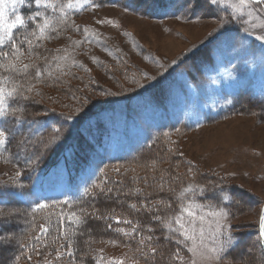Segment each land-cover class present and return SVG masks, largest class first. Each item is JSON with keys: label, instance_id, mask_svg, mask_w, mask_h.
I'll return each mask as SVG.
<instances>
[{"label": "trees", "instance_id": "obj_1", "mask_svg": "<svg viewBox=\"0 0 264 264\" xmlns=\"http://www.w3.org/2000/svg\"><path fill=\"white\" fill-rule=\"evenodd\" d=\"M93 1L102 6L118 5L129 9L131 13L153 20L177 17L185 11L182 0H149L147 4H145L146 0ZM204 3L207 6L206 0ZM143 5L146 7L141 9L140 7ZM193 10H195V6L191 8V11ZM207 10L210 8L206 7ZM33 11H35L34 0H28L17 10V13L26 18ZM48 15L52 14L49 12ZM65 19L68 21L69 15ZM67 31L66 27L59 29V33L66 32L68 34ZM23 33L24 30H19L16 35L19 39H23ZM58 35L50 37L54 38L53 42L62 39L63 36ZM46 49L36 48L34 51L52 59L56 52ZM211 62V48L210 45H206L200 48L196 54L182 60L175 71L174 69L170 70L164 77L154 81L151 86L128 91L126 94L115 93L100 85L98 81H93L92 85L89 84L90 79L87 77L86 71L76 68L67 69V74L58 81L45 79L37 83L35 92H38L39 95L31 93L29 94L30 99L27 101H10L14 107L24 108V118L15 127L11 122L12 118H9L7 126L13 129L14 135L6 147L7 153H1L0 159L6 158L9 164L16 167L20 175L16 176V182L9 178L0 179V212L4 214L0 216V225H2V233L14 234L18 243L0 247L7 252L2 264H9L10 259L17 255L21 256L19 264H32L37 261L36 259L43 258L46 254L55 256L61 245H64L68 250L67 241L60 236V216L72 212L79 214L80 208L90 209L92 204H95L101 213L109 214L111 209H115L117 216L125 214L134 222L139 221L142 226L153 227L155 230L153 244L148 247L147 251L151 252V249L156 247L158 252L164 253L163 258L159 254L156 256L155 264H180L179 261L169 259L171 253L178 250L186 264L188 254L184 245H177L175 240L166 241L161 233L167 234V229L163 228L159 222L151 220V216L157 213H130L128 203L135 202L139 197L121 195L118 199L124 203H115L117 200L115 196L112 199L103 196L94 199L92 195L85 194L84 189L88 188L91 192V185L94 183L107 184L108 187L124 192L129 191L130 188L140 187L145 190L146 195L150 194L149 199H164L170 203L172 209L166 211L177 212L182 202L177 199V188L190 181V174L196 173L197 177L200 175L194 170V167L184 164L174 152V143L171 138L194 129L193 122H181V119L179 121L176 116L169 115V108L175 103V92L184 94L183 85L176 80V77L178 73L186 72L188 82L196 85L203 79V70ZM107 66L108 69L102 65L95 69L98 72L102 70L101 72L112 77L115 75L117 65L109 64ZM234 96L232 104L213 115L203 117L201 121L210 125L231 116L254 112V107L261 106L257 103L258 98L249 92H238ZM56 103L58 106H55ZM146 106L149 109L144 112L142 108ZM261 110L263 112L264 107L261 106ZM118 121L128 123L123 126L125 132H122L124 139L128 138L127 142L122 140L116 149H110L107 153L101 154V148H104L103 141L108 142V139H116ZM55 129L61 131L57 133ZM136 129L139 131L134 132ZM54 138L55 142L50 143ZM22 139L26 146L27 142L33 141L34 145L40 143L47 147L44 146L42 150L38 151L39 156L35 155L33 147L31 148L34 151L31 149L27 153V148L17 146ZM133 139L134 142H132ZM3 156L4 158H2ZM189 167H191L192 173L188 171ZM58 168L66 169L70 181L83 180L82 187H77L76 183L71 184V188H73L71 192L72 190L74 192L70 197L56 194V192H42L39 183H37L42 177H46L47 174ZM86 171L87 174H85ZM161 177L167 181L163 192H159L157 189ZM174 178L178 179L174 180ZM145 181L151 187H146ZM199 184L204 185L203 183ZM169 187L175 188L176 194L169 192ZM79 188L80 190H78ZM211 189V193L214 194L220 193V190L223 189L224 192H229L235 201V195L228 190L227 185L218 184ZM63 201H68V203H62ZM215 202L217 204L218 201ZM38 204H44L46 208L39 209L37 208ZM55 207H61L64 210L62 213L54 215L52 211ZM34 208L35 212H33ZM235 209L232 207V210ZM8 212L15 215L8 217ZM159 214L165 215V212ZM9 219L12 221L11 224L7 223ZM85 219L86 224L75 226L69 225L65 217L63 231H75L76 235L71 237L74 255L68 257L62 254L61 259H66L71 264H102L101 257L103 258V256L100 250L114 245L112 241H115L114 246L120 250V257L124 264H135L137 260L140 261V264H145L142 253L137 252L136 249L141 236H147L150 233L142 230L133 239L107 229L106 224L112 223V221L96 220L94 217ZM96 223L101 229L96 228ZM42 224H47L49 227L47 236L41 235L39 231ZM113 226L114 228L124 227L125 230L130 229L129 225L117 226L114 224ZM81 232L84 234L81 235ZM37 236H40V239H35ZM20 244L26 246L21 248ZM258 247L261 255V248L259 245ZM29 256L31 259L28 258ZM148 264H153V261L149 260Z\"/></svg>", "mask_w": 264, "mask_h": 264}, {"label": "rangeland", "instance_id": "obj_2", "mask_svg": "<svg viewBox=\"0 0 264 264\" xmlns=\"http://www.w3.org/2000/svg\"><path fill=\"white\" fill-rule=\"evenodd\" d=\"M204 1L197 0L198 6L191 11L193 5L182 0L185 6L183 14L153 20L131 13L129 9L118 5L102 6L89 0L91 7L79 12L70 11L67 24L57 25L58 29L66 27L68 34L59 33V30L49 32L46 39L38 42V48H47L56 52L55 56L66 57L63 62L68 70L76 68L86 71L89 84L98 81L115 93L126 94L128 91L151 86L170 70L175 71L182 60L210 45L212 62L204 68L203 79L194 85L188 82L186 72L178 73L176 80L182 83L184 94L175 92V103L169 108V115L176 116L181 122L194 123L193 130L171 139L178 158L184 164L194 167L200 177H203L200 179L196 173L193 175L191 172L190 181L177 188V193L189 185L194 190L199 187L205 189L201 195H196L195 192L190 194V200L181 204L185 207L189 202L201 205L202 207L192 211L197 218L204 215L206 222L203 227L209 229L213 217L207 213L219 210L211 207L217 201L214 193H211V187L227 185L228 190L235 195V201L229 192H225L230 200L221 203L220 207L229 216L227 221L221 223L231 234L234 244L221 261H202L199 256L189 253L184 245L188 254L186 264H192L193 261L195 264H260L257 225L264 203V110H261V106L264 107V41L257 40L256 37L264 34V28H253L252 25L264 23V16L254 12L259 19L244 23L249 19L246 11L241 17L232 8L210 6L208 3L206 6ZM228 2L234 4L238 0H222V3ZM147 3L149 0H146L145 4ZM145 7L143 5L140 8ZM206 7L210 10L206 11ZM57 35H62V39L53 42L54 38L50 37ZM109 64L117 65L112 77L95 69L100 65L107 68ZM119 69L122 70L119 72ZM238 92H249L256 96L257 103L261 106L254 107V112L231 116L210 125L201 121L203 117L213 115L232 104L234 95ZM55 106H58L57 103ZM148 109V106L142 108L144 112ZM126 124L128 123L118 121L116 139H108V142L104 140L101 154L116 149L122 140L127 142L128 138L124 139L122 135ZM137 131L139 130L134 132ZM134 141L133 139L132 142ZM44 146L40 143L34 145L33 141H29L27 153L33 147L35 155L39 156L38 151ZM4 152L7 153L0 149V154ZM4 159H0V179L9 178L16 182L19 171ZM38 183L44 192L62 193L67 187V197L74 192H71L72 183L65 168L51 171ZM80 183L82 180L78 184ZM204 205L208 207H203ZM232 207L236 209L232 210ZM63 210L55 207L52 213L56 215ZM179 211L180 206L177 212ZM96 224V228L101 229ZM196 226L200 227L199 219L196 220ZM220 239L223 240L224 237L221 236ZM206 243L209 247L212 246L211 237ZM250 248L253 250L251 253L248 251ZM57 251L55 256L46 254L32 264H71L66 259H57L58 253L60 256L67 255L65 247L59 246ZM100 252L103 256L102 264L121 260V252L114 245L104 247ZM6 255L7 252L0 249V264Z\"/></svg>", "mask_w": 264, "mask_h": 264}, {"label": "snow or ice", "instance_id": "obj_3", "mask_svg": "<svg viewBox=\"0 0 264 264\" xmlns=\"http://www.w3.org/2000/svg\"><path fill=\"white\" fill-rule=\"evenodd\" d=\"M189 4L193 6L197 5V0H187ZM26 0H0V149L6 150L10 139L13 137V129L8 127L9 118H12L13 126H18L23 121V107H14L10 101H27L30 99L29 94L35 93L37 83L48 79L52 81H58L62 76L67 74L66 64L63 62L66 57L54 56L49 59L46 55L36 53L34 50L38 47L39 41L47 38L49 32H56L59 29L57 25L66 23V17L72 10L79 12L83 8L91 7L89 0H34L35 11L29 16L22 17L16 12L17 8L25 5ZM206 3L216 5L218 7L232 8L241 17L247 12L249 17L248 20L243 21L244 23H251L252 20L259 19L254 12H259L260 16H264V0H238L237 3H222V0H206ZM53 15H48V13ZM58 14V17L57 15ZM235 18V17H234ZM55 20V23H54ZM257 26L264 28V23L259 25H252L253 28ZM34 30H31L33 29ZM24 30L23 39H19L16 32ZM87 32V29H85ZM257 40L264 41V34L256 37ZM60 129H55V132L59 133ZM55 138L50 142L54 143ZM19 148H26L24 140H20L17 145ZM192 171L191 167L188 169ZM20 175L19 172L16 174ZM178 179V178H174ZM161 177V182L157 185L159 192L165 191V184ZM146 187H151L148 182H144ZM92 191L88 188L84 189L85 194L92 195L93 198L103 196L107 199H112L114 196L117 197V203H124L118 199L119 196L125 197H139L138 200L132 203H128V209L130 213H157L151 216L152 221H157L159 224L167 229V234L161 233L166 241L175 240L177 245H186L187 251L193 256H199L202 261L215 260L221 261L225 257L227 250L234 244L233 238L224 224L221 221H227L229 213L220 207L221 203L230 200V197L223 189L220 193L214 194L218 203L212 205L213 209L219 208L218 211L213 210L207 213L213 217L210 222V228L205 229L203 224L206 222L204 215L198 218L194 216L192 209L200 208L201 205L194 203H187L185 207L183 203L180 205V211H166L171 210L172 205L167 203L164 199H149V195L145 194V190L140 187L130 188L129 191L124 192L119 189L108 187L107 184L91 185ZM168 191L176 194V189L169 187ZM195 192L196 195H201L205 192L203 187H199L198 190H194L191 185L183 187L178 195L177 199L183 201L190 200V194ZM222 194V195H221ZM62 203H68L63 201ZM203 207H208L204 205ZM37 208L45 209L46 205L38 204ZM36 209H33L35 212ZM165 212V215L159 213ZM4 215L0 212V216ZM15 214L8 212L7 216L12 217ZM65 217L67 218L69 225L83 226L87 223V217H94L96 220L112 221L107 223L106 227L109 230H114L125 236H130L135 239V235L139 234L140 231L146 230L150 235L141 236L138 242L137 252L142 253V258L145 264H148L149 260L155 264V258L159 254L162 258L163 252H158L156 247L148 252L147 249L153 244V234L155 232L153 227L148 225H141L139 221H133L129 219L127 215L121 214L115 215V209H111L109 214L100 212V209L92 204L89 208H80L79 214L72 212L70 214H62L60 216L59 227L61 228L60 236L67 241V256L72 257L74 255L72 250V239L71 237L76 235L75 231L66 232L63 231L65 226ZM190 218V219H189ZM199 219L200 227L196 226V220ZM11 220L7 221L11 224ZM129 225L130 229L125 230L124 227H115L113 225ZM260 230L258 243L261 248L260 264H264V215L260 217ZM41 235L47 236L49 233V227L47 224H42L39 227ZM207 232V235H206ZM81 235L84 233L81 232ZM224 239L221 240L220 237ZM183 238L182 240L180 238ZM211 237L212 246L209 247L206 240ZM32 239V237H29ZM40 239V236L35 237ZM18 243L14 234L2 233V225H0V247H5ZM115 245V241H112ZM21 248L26 245L20 244ZM64 247V245H61ZM250 253L253 251L251 248L248 250ZM22 255V254H21ZM31 259V257H28ZM57 259H60V254H57ZM101 259H103L101 257ZM171 261H179L180 264H184V259L180 255V251L171 253L169 258ZM21 256L17 255L10 259L9 264H19ZM110 264H124L123 260L112 261ZM135 264H140L137 260ZM195 264V261L192 262Z\"/></svg>", "mask_w": 264, "mask_h": 264}, {"label": "water", "instance_id": "obj_4", "mask_svg": "<svg viewBox=\"0 0 264 264\" xmlns=\"http://www.w3.org/2000/svg\"><path fill=\"white\" fill-rule=\"evenodd\" d=\"M261 215H264V205H263V207H262V209H261V211H260V216H259V219H258V234H259V230H260V224H259V221H260V217H261Z\"/></svg>", "mask_w": 264, "mask_h": 264}]
</instances>
